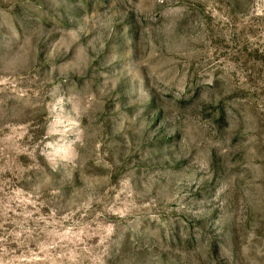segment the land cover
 Instances as JSON below:
<instances>
[{"label":"rangeland","instance_id":"1","mask_svg":"<svg viewBox=\"0 0 264 264\" xmlns=\"http://www.w3.org/2000/svg\"><path fill=\"white\" fill-rule=\"evenodd\" d=\"M0 264H264V0H0Z\"/></svg>","mask_w":264,"mask_h":264}]
</instances>
